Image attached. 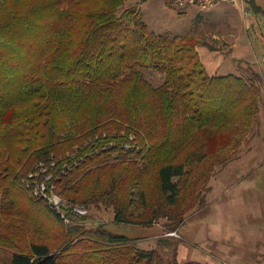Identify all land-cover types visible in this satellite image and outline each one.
<instances>
[{
  "label": "trees",
  "instance_id": "1",
  "mask_svg": "<svg viewBox=\"0 0 264 264\" xmlns=\"http://www.w3.org/2000/svg\"><path fill=\"white\" fill-rule=\"evenodd\" d=\"M125 1L0 0V264H209L164 262L90 214L67 223L23 181L43 163L68 204L173 231L257 124L258 72L209 74L193 38Z\"/></svg>",
  "mask_w": 264,
  "mask_h": 264
},
{
  "label": "rangeland",
  "instance_id": "2",
  "mask_svg": "<svg viewBox=\"0 0 264 264\" xmlns=\"http://www.w3.org/2000/svg\"><path fill=\"white\" fill-rule=\"evenodd\" d=\"M257 2L264 6V0ZM124 7L138 9L157 35L167 32L193 38L211 75L249 77L252 71L258 72L260 115L229 161L213 167L208 183L197 191L202 198L184 212L175 230L169 231L170 222L163 218L150 226L116 223L113 209L104 205L87 207L86 215L91 216L87 227L106 223L109 230L135 238L140 248L156 250L164 262L175 258L179 262L264 264V227L257 230V221L264 217V13L253 18L250 8L244 14L237 5L225 3L178 9L166 0H126ZM180 11L184 13L179 15ZM146 77L155 85L163 81V75L151 68Z\"/></svg>",
  "mask_w": 264,
  "mask_h": 264
},
{
  "label": "built area",
  "instance_id": "3",
  "mask_svg": "<svg viewBox=\"0 0 264 264\" xmlns=\"http://www.w3.org/2000/svg\"><path fill=\"white\" fill-rule=\"evenodd\" d=\"M172 6L178 9H185L188 7H198L206 9L209 6L219 3L235 4L240 11L246 14V0H168ZM38 170L31 172L24 182L27 187L32 191L34 196L44 199L51 210L56 212L65 222H69L67 211H73L81 215H86L88 209L83 205L68 204L65 198L58 192L57 185L53 181V174L49 171L48 167L43 163L36 165Z\"/></svg>",
  "mask_w": 264,
  "mask_h": 264
},
{
  "label": "crops",
  "instance_id": "4",
  "mask_svg": "<svg viewBox=\"0 0 264 264\" xmlns=\"http://www.w3.org/2000/svg\"><path fill=\"white\" fill-rule=\"evenodd\" d=\"M259 218H260V215L258 216ZM250 223V222H249ZM248 223V224H249ZM257 223H259L258 225H260L258 228H257V230L260 228V229H263V227H264V217L262 216L261 217V221H257Z\"/></svg>",
  "mask_w": 264,
  "mask_h": 264
}]
</instances>
